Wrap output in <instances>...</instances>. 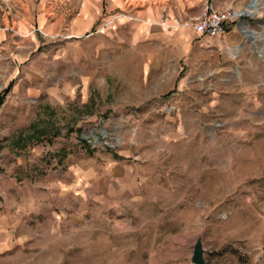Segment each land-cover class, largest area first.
<instances>
[{
	"label": "rangeland",
	"instance_id": "1",
	"mask_svg": "<svg viewBox=\"0 0 264 264\" xmlns=\"http://www.w3.org/2000/svg\"><path fill=\"white\" fill-rule=\"evenodd\" d=\"M114 1L0 0V264H264V0L208 69Z\"/></svg>",
	"mask_w": 264,
	"mask_h": 264
},
{
	"label": "crops",
	"instance_id": "2",
	"mask_svg": "<svg viewBox=\"0 0 264 264\" xmlns=\"http://www.w3.org/2000/svg\"><path fill=\"white\" fill-rule=\"evenodd\" d=\"M128 0L114 1L122 9L129 12L131 27L134 28L137 40L153 44L159 59L163 57L176 59L178 62L186 60L194 48L199 49L201 67L208 69L209 58L220 54V38H207L194 34L187 27L180 26L187 12L190 16L198 14L199 7L209 2L215 9H228L227 1L222 0H184L177 1L175 5L163 3L160 0ZM182 21V22H181ZM185 21V20H184ZM230 28V27H229ZM7 27L4 28L6 30ZM11 29V28H9ZM4 33L0 32V39ZM228 36L233 35L229 32ZM10 85V84H9Z\"/></svg>",
	"mask_w": 264,
	"mask_h": 264
},
{
	"label": "built area",
	"instance_id": "3",
	"mask_svg": "<svg viewBox=\"0 0 264 264\" xmlns=\"http://www.w3.org/2000/svg\"><path fill=\"white\" fill-rule=\"evenodd\" d=\"M236 14L230 9H215L209 2H205L196 16L183 21L180 26L207 38H224L229 34L228 24Z\"/></svg>",
	"mask_w": 264,
	"mask_h": 264
},
{
	"label": "water",
	"instance_id": "4",
	"mask_svg": "<svg viewBox=\"0 0 264 264\" xmlns=\"http://www.w3.org/2000/svg\"><path fill=\"white\" fill-rule=\"evenodd\" d=\"M245 15H246V12L243 11L240 16H245ZM203 255H204V250L202 248L201 237L198 236L192 246L189 263L190 264H205Z\"/></svg>",
	"mask_w": 264,
	"mask_h": 264
},
{
	"label": "trees",
	"instance_id": "5",
	"mask_svg": "<svg viewBox=\"0 0 264 264\" xmlns=\"http://www.w3.org/2000/svg\"><path fill=\"white\" fill-rule=\"evenodd\" d=\"M4 96H5V94H3V93L0 94V105H1L2 102H3ZM81 142H82L83 146L86 147V148L88 149L87 144H86L84 141H81Z\"/></svg>",
	"mask_w": 264,
	"mask_h": 264
},
{
	"label": "bare ground",
	"instance_id": "6",
	"mask_svg": "<svg viewBox=\"0 0 264 264\" xmlns=\"http://www.w3.org/2000/svg\"><path fill=\"white\" fill-rule=\"evenodd\" d=\"M253 5V4H252ZM253 8V7H252ZM254 8H256V6H254ZM246 9H248V8H246Z\"/></svg>",
	"mask_w": 264,
	"mask_h": 264
}]
</instances>
